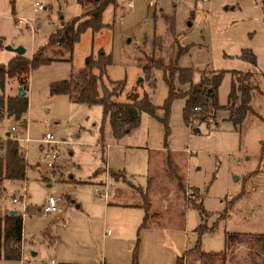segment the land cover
I'll list each match as a JSON object with an SVG mask.
<instances>
[{
  "label": "rangeland",
  "instance_id": "rangeland-1",
  "mask_svg": "<svg viewBox=\"0 0 264 264\" xmlns=\"http://www.w3.org/2000/svg\"><path fill=\"white\" fill-rule=\"evenodd\" d=\"M84 2L0 0V62L18 54L8 45L25 47L32 58L64 20L94 6ZM163 13L174 17L176 33L168 30ZM102 21V29L82 32L71 54L32 68L24 126L15 118L0 120V144L10 131L27 149L25 180L7 181V191L0 196L3 209L17 208L22 214L27 249L42 253L50 237L59 236L67 244L89 246L90 260L102 259L105 232L130 229L133 212L143 214L142 208L119 202H149L150 210L161 214L154 222L175 224L179 219L172 210L178 206L175 211L185 218L191 246L200 243L207 251L226 248V230L264 233V0H115L103 10ZM179 45L189 46L179 63L193 67L194 81L225 71L218 88L220 107L209 106L204 97L196 104L198 110L193 107L189 123L186 97H170L163 70L152 64L154 51L168 61ZM59 47L49 45L46 54L54 55ZM100 50L113 57L105 76L125 81L118 98L126 100L138 91L157 107L154 114L144 112L140 125L121 138L114 136L102 104L50 92L53 82L77 73L87 56ZM250 52L254 60L247 56ZM146 67H153L151 73ZM236 71H249L255 86L251 110L239 125L226 107ZM12 83L17 91L19 80ZM176 84L177 91L189 87L178 78ZM47 132L58 140L53 167L44 159ZM22 191L27 207L19 211L22 207L12 196ZM177 192L186 202L177 203ZM50 195L59 208L47 213L44 205ZM140 224L136 239L141 237ZM192 259L187 264H198Z\"/></svg>",
  "mask_w": 264,
  "mask_h": 264
},
{
  "label": "trees",
  "instance_id": "trees-1",
  "mask_svg": "<svg viewBox=\"0 0 264 264\" xmlns=\"http://www.w3.org/2000/svg\"><path fill=\"white\" fill-rule=\"evenodd\" d=\"M84 1L80 0L82 3ZM89 1L93 2L94 6L83 15H76L64 20L61 27L50 34L48 41L34 51L32 58L25 53H18L8 62H0V120L15 118L25 123V115L30 104L26 90L29 86L32 68L39 64L61 59L66 53L71 54L75 43L87 28L100 30L104 27L105 23L102 21L103 10L115 0ZM163 15L169 23L168 30L176 33L174 17L166 13H163ZM54 43H58L61 47L53 51L54 55H47L48 46ZM157 44L158 37L153 41L154 48ZM188 48V45H179L177 51L169 57L168 61L162 57H156L154 51L152 64L153 67L163 70L165 80L170 87V97H186L184 114L185 120L189 123L193 113H195L193 107L202 101L204 97H206V103L208 102L209 106L215 109L220 107L218 88L225 71L218 70L212 76L202 75L199 82L194 81L193 67L182 66L179 63L181 54ZM247 56L254 60V55L251 52ZM112 60V54L104 50H100L97 55H88L85 65L77 73L72 74L69 78L53 82L50 85V92L51 94L67 93L75 102L102 104L104 118L109 119L114 136L121 138L140 125L144 112L154 114L157 107L146 93L142 94L138 91L129 93L126 100L118 98L124 91L125 81L123 79L112 80L105 76ZM153 67H146L145 69L151 73ZM234 74L226 107L230 110V119L235 125H239L246 113L251 110L249 100L251 91L255 86L250 81L251 73L249 71H236ZM105 77L109 82H106ZM9 78H17L24 87L25 93L21 94L18 90L15 94H8L6 84ZM177 78L181 83L189 82V87L183 91L182 89L177 91ZM205 110L207 112V106ZM0 146V196H2L7 191V181L16 183L25 180L28 161L20 140L14 135L6 136V140ZM262 153H264V141ZM176 201L177 203L186 202L178 192ZM189 202H191L189 204L197 205L204 210L202 204H197L194 201ZM140 204L146 208V214L140 228L152 226L155 224L153 218H158L161 214L157 211H151L148 206L149 202ZM177 207H174L173 210L174 217L178 218L179 223H181L185 218H183L182 212L179 214L178 211H175ZM200 227L203 228L202 225ZM22 238V214L18 210L13 214L11 209H3L0 206V257L19 258L22 250ZM225 239L226 248L224 250L207 251L200 247V243H197L180 253L175 264H187L192 258V262L196 260L198 264H264L263 232L226 230ZM138 253L139 238L130 264H140Z\"/></svg>",
  "mask_w": 264,
  "mask_h": 264
},
{
  "label": "crops",
  "instance_id": "crops-1",
  "mask_svg": "<svg viewBox=\"0 0 264 264\" xmlns=\"http://www.w3.org/2000/svg\"><path fill=\"white\" fill-rule=\"evenodd\" d=\"M15 79L17 78H9L7 81L6 92L8 94L17 93L20 86H22L19 83L17 91H14L12 82ZM9 132H7V136L11 134V132L8 134ZM117 204L127 208H142L143 214L138 211L133 212L135 215L133 218H130V229L115 230L117 234H114L111 229L105 232L106 240L103 245L105 248L102 252V259L96 261L90 260L89 246L82 244L83 246L80 247L79 242H77L76 246L74 244H67L61 239L59 240V236L50 237L46 251L42 253L40 250L31 252L27 249L26 239L23 236L21 256L19 258L0 257V264H130L134 257V248L138 243V238V262L140 264H175L178 255L191 247L189 233L185 230V219L183 224L182 222L173 225L169 222H154L155 224L152 226L139 228L138 234L141 237L136 239L134 234L135 227L142 223L146 214L145 207L139 202H119ZM172 215L174 216V211Z\"/></svg>",
  "mask_w": 264,
  "mask_h": 264
},
{
  "label": "built area",
  "instance_id": "built-area-1",
  "mask_svg": "<svg viewBox=\"0 0 264 264\" xmlns=\"http://www.w3.org/2000/svg\"><path fill=\"white\" fill-rule=\"evenodd\" d=\"M131 5H133V4L131 3ZM35 6H36V8H39L42 6V4L37 1ZM21 21H22L21 18L16 20V22L18 24L21 23ZM199 108H200L199 105H195V107H194L195 110H198ZM16 130H17V126L13 125L12 131H16ZM44 141L49 144L45 149L46 152H45L44 159L47 160V166L53 167L55 165V159L59 155V150H58V146H57L58 140L54 137L53 133L47 132L45 135ZM0 153H1V146H0ZM105 194H107V193H105ZM12 199L16 204L21 205L22 208L19 211L25 210V208L27 207V193H26V191H22V192H18L17 194H13ZM58 208L59 207H58V203H57L56 198L53 195H50L47 203L44 205V211L47 213H51V212L57 211Z\"/></svg>",
  "mask_w": 264,
  "mask_h": 264
},
{
  "label": "water",
  "instance_id": "water-1",
  "mask_svg": "<svg viewBox=\"0 0 264 264\" xmlns=\"http://www.w3.org/2000/svg\"><path fill=\"white\" fill-rule=\"evenodd\" d=\"M7 47H8L9 49H14V50H16L17 53H25V51H26L25 47H23V46L13 47L12 45H8ZM19 90H20V93H21V94H24V93H25V89H24L23 86H20ZM22 125L24 126L25 123H22ZM8 134H10V132H9ZM16 212H17V209H15V208L11 209V213L14 214V213H16Z\"/></svg>",
  "mask_w": 264,
  "mask_h": 264
}]
</instances>
